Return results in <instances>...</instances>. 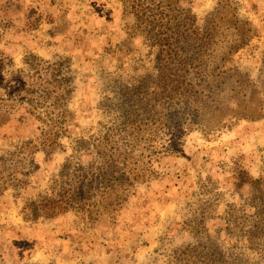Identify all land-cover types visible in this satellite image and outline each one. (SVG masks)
<instances>
[{
    "label": "rangeland",
    "instance_id": "374dc122",
    "mask_svg": "<svg viewBox=\"0 0 264 264\" xmlns=\"http://www.w3.org/2000/svg\"><path fill=\"white\" fill-rule=\"evenodd\" d=\"M163 2L178 9L173 22L187 20L191 54L204 48L202 70L220 75L195 82L193 131L141 143L138 181L118 187L128 190L121 211L33 221L31 204L72 181L67 162L98 166L92 146L107 134L125 150V92L158 76V49L132 29L125 0H0V264H186L180 253L207 238L228 264H264V244L250 241L264 185L236 187L239 170L264 184V0ZM56 68L69 79L72 120L48 157Z\"/></svg>",
    "mask_w": 264,
    "mask_h": 264
},
{
    "label": "trees",
    "instance_id": "16d2710c",
    "mask_svg": "<svg viewBox=\"0 0 264 264\" xmlns=\"http://www.w3.org/2000/svg\"><path fill=\"white\" fill-rule=\"evenodd\" d=\"M163 1L125 0L129 13L133 14L137 21V27L132 29L137 28V31H141L145 39L151 42L152 47L158 49L156 57L158 76L149 78L137 87L126 89L125 92L124 128L117 132L119 136L125 133L122 139L125 140V150L119 146L113 135L107 134L92 146L98 161H101L98 166L86 169L74 167L67 162L62 175L66 179L73 178L72 181L63 187L56 198H41L31 204L33 221L40 217L55 219L76 208L83 212L88 211L92 217L94 214L112 215L121 211L123 205L127 204L128 190L124 196L119 193L118 187L125 181L131 188L138 181L134 159L141 143L149 142L151 134L154 136L166 130L171 132L173 129L185 128L187 132L193 131L189 110L196 101H192L195 82L204 81V76L217 80L220 75L215 76L214 71H210L208 67L202 70V59L206 54L203 52L204 48L196 49L195 53L191 54L197 39H191L187 20L173 22L172 14L178 9L172 5L165 7ZM173 30L182 34L185 44H182L180 35L172 33ZM53 71L57 75L50 76L52 81L48 80L46 85L58 87L57 90L47 88L50 90L48 96L55 99L50 105L55 112L51 116L53 124L51 129L57 131L53 140L48 139L45 144L43 143V151L48 157L55 151L53 144L59 137L58 129L65 131V127L72 120V114L63 110L72 94L69 79L62 75L61 68ZM215 102L212 98V103ZM236 180V187L239 190L250 186L261 191L264 185L261 179H254L245 170L237 172ZM96 181L100 187L95 189ZM257 220L250 241L252 244H256L257 241L264 244L263 212L257 214ZM263 246L258 248L264 260ZM179 256V262L186 264H228L224 252L209 238L196 247L182 251Z\"/></svg>",
    "mask_w": 264,
    "mask_h": 264
}]
</instances>
